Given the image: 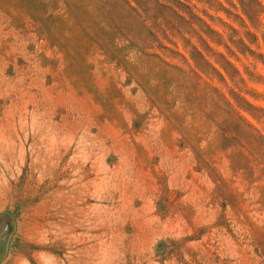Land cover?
Wrapping results in <instances>:
<instances>
[{"label":"rangeland","instance_id":"rangeland-1","mask_svg":"<svg viewBox=\"0 0 264 264\" xmlns=\"http://www.w3.org/2000/svg\"><path fill=\"white\" fill-rule=\"evenodd\" d=\"M0 264H264V0H0Z\"/></svg>","mask_w":264,"mask_h":264},{"label":"trees","instance_id":"trees-1","mask_svg":"<svg viewBox=\"0 0 264 264\" xmlns=\"http://www.w3.org/2000/svg\"><path fill=\"white\" fill-rule=\"evenodd\" d=\"M164 64H166L167 66H170L168 63H166V62H163ZM242 118V117H241ZM243 119V118H242ZM245 120V119H244ZM251 128L253 129V130H255V128H253V126H251Z\"/></svg>","mask_w":264,"mask_h":264}]
</instances>
